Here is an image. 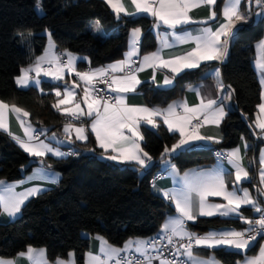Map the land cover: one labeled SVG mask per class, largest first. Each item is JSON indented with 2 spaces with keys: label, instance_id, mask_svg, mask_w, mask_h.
<instances>
[{
  "label": "trees",
  "instance_id": "trees-1",
  "mask_svg": "<svg viewBox=\"0 0 264 264\" xmlns=\"http://www.w3.org/2000/svg\"><path fill=\"white\" fill-rule=\"evenodd\" d=\"M38 1L0 0V99L26 110L37 127L60 131L66 123L65 114L52 105L58 99L55 90L62 89L64 81L44 79L39 88L33 85L21 88L16 84L20 69L43 53L48 41L46 31L51 32L58 50L87 57L78 62V69L103 66L121 58L134 28L143 30L142 52L154 50L157 41L150 16L121 15L117 19L105 0H41L42 14L36 10ZM249 7L260 9L243 3L242 12H251ZM94 20L96 24L99 22L96 32L90 27ZM239 27L241 30L232 39L228 56L221 64L211 61L202 63L198 69L185 70L174 77L175 82L170 87H158L151 82H143L138 87L149 105L163 106L182 97L188 86L198 83L210 69L220 65L233 96L222 123L223 139L219 143L193 144L165 156V147L171 148L179 140V134L169 131L163 123L155 129L143 126L142 146L152 157L151 165L143 169L134 163L121 164L103 157V151L88 132L87 142L72 144L71 150L78 154L43 158L44 166L59 172L60 181L28 200L14 219L0 220V257L13 258L29 246L45 247L52 261L73 252L75 263L84 264L92 235L103 236L117 246H123L130 239L148 240L160 235L163 221L174 212V207L153 191L150 179L158 170L163 171L161 165L166 158L181 171L208 167L219 158L214 155L215 148L231 149L245 139L249 143L247 155L254 175L262 144L250 125L259 110L262 90L254 67L255 44L264 37V23L251 15V19ZM39 159L0 130V179L22 180L40 164ZM253 182L254 179L245 181L243 185L250 186L258 200H262ZM241 212L249 219L258 215L246 207H242ZM188 226L197 234L246 227L236 217L220 216L199 217ZM259 243L258 240L247 253H255ZM209 251L223 264H239L245 256L243 252L225 247Z\"/></svg>",
  "mask_w": 264,
  "mask_h": 264
},
{
  "label": "snow or ice",
  "instance_id": "snow-or-ice-1",
  "mask_svg": "<svg viewBox=\"0 0 264 264\" xmlns=\"http://www.w3.org/2000/svg\"><path fill=\"white\" fill-rule=\"evenodd\" d=\"M242 2L246 6H251L253 3L258 6L261 12L256 13V15L261 18V23H264V0H226L221 8L222 22H218L215 28L205 26L192 30L186 29L184 26L191 24L208 25L210 20H217V12L214 10L217 0H128L132 6V11L128 10L124 0H105L117 19L122 13L125 16L146 14L153 17V26L156 29L163 25L172 30L170 33L165 32L163 34L162 48L144 55L137 64L133 57L139 56V41L142 32L140 28H134L130 33L129 51L125 54V59L105 67L78 71L76 68L78 58L73 53L66 51L64 55L67 59L62 60L61 56L54 53L56 46L50 40L48 49L43 55L36 57L27 67L20 69L21 74L16 77V83L22 88H27L30 85L39 88L41 76L63 81L65 72H69L79 77L85 85L82 90V103L87 106L86 109L82 108L79 102L72 107H62L74 99V87H79L75 82L73 87H65L64 98L62 99H60L61 91L55 90V96L58 99L52 107L71 117V120L79 121L83 117H91L90 131L94 135L98 147L103 150L102 156L110 161L121 164L134 163L147 168L149 166L148 161L152 157L140 145V141L144 139L140 133V125L143 122L153 128L159 127L156 117H161L162 123L167 126L168 130L178 132L180 136V139L171 148L165 147V156L177 150L192 147L194 141L219 143L220 141L213 136L201 135L200 129L207 124L219 126L227 115L225 101L232 99L231 91L219 99L209 98L205 101L201 97L199 104L192 107L188 106L186 101H180L173 102L163 109L160 107L129 106L126 103V97L121 94L136 91V86L141 83L137 74L144 71L146 67L167 68L173 74H180L185 70L200 68L203 62L218 61L222 63L228 56L232 39L241 30L238 25L242 27L249 18L240 11ZM201 6H209L213 10L210 11L207 19L194 20L190 13ZM40 11L42 10L37 6V12ZM177 29H180L179 33ZM48 35L51 37V33ZM169 35L174 37L176 43H192L194 46L182 55H173L169 59H164L162 49L173 46L168 40ZM257 48L261 52V57L256 61V65L264 74V40L258 43ZM117 73L124 74L117 75ZM212 75L216 79L217 91L224 92L226 86L219 79V70L217 69ZM155 79V74H153L152 80L155 81ZM97 82L106 87L97 88ZM172 82L173 80L167 76L163 80L164 85H170ZM260 83L264 86V75H262ZM227 87L230 89V86ZM189 90L196 91V94L199 95L197 89L190 87ZM109 91L117 95L110 99L107 95ZM102 92L105 95H100ZM261 101L258 105L259 113L255 119V127L260 129L261 135L264 136V92L261 94ZM178 108L182 109V113L177 111ZM9 113L14 114L15 119L23 128L24 138L13 135V139L25 152L40 158L38 162L41 165L44 164L43 158L49 154L55 157L78 154L76 150L68 153L62 152L58 147H53L51 143L41 140L40 136L46 134L44 129L37 130L31 126V123H27L25 126L24 117L30 115L27 111L14 103L10 105L0 101V129L8 132L9 135H12L8 126ZM88 130L83 123L77 127L70 121L63 126L65 139L58 140L56 134L53 133L51 140L59 144H72L74 143L72 139L74 132L75 140L87 142L89 137L86 133ZM109 150L111 154H109ZM89 151L95 152V149H89ZM224 155L222 152L217 153V156ZM226 158L235 170V190H228L224 170L221 169L196 175L185 172L182 177L184 184L182 189L162 192L165 198L174 203L179 216L170 218L164 223L162 236L159 237V240H166L168 245L175 246V252L172 253L173 257L184 255L193 261V264H219L214 258L204 260L196 257L193 252L194 247H206L208 249L228 247L237 252H242L249 250L259 238L258 255L246 258L244 264H264V207H261L259 202L253 199L247 189L235 188V185L241 180L250 178L249 172L241 164V150L239 148L233 149L226 154ZM260 163L264 166V154L261 156ZM49 168L50 166H46L38 169L39 175L36 178L50 180L54 184L57 182V174L49 172ZM259 178L261 184H264V167L259 172ZM31 179L33 177H29V180ZM0 185H4L3 194H0V210L8 217H16L30 197L47 190L41 187H32L23 192H16L14 186L7 185L3 180H0ZM153 187L155 189V185ZM258 192L264 196V189H258ZM209 197H222L226 203H210ZM242 207L259 214L258 218L244 217L241 212ZM216 215L221 217L235 216L247 227L240 230L210 231L202 236L187 230V221H194L197 216L212 217ZM96 239L100 243V254L89 252L88 264H151L153 259H159L160 264H181L178 259L167 260L161 259L160 256H149V247L153 251H157L158 241L153 238L130 240L123 247H115L103 237H96ZM133 245H135L134 251L144 258L143 261L121 255L124 252H131ZM37 254L42 258L41 261L36 260ZM68 255L67 261L57 259L55 264H75L74 253ZM19 257L27 258L32 264H47L44 249L37 250L29 246L26 251L19 253ZM0 264H16V261L0 259Z\"/></svg>",
  "mask_w": 264,
  "mask_h": 264
},
{
  "label": "crops",
  "instance_id": "crops-1",
  "mask_svg": "<svg viewBox=\"0 0 264 264\" xmlns=\"http://www.w3.org/2000/svg\"><path fill=\"white\" fill-rule=\"evenodd\" d=\"M124 2L126 4V6L128 7V10L129 11H132L133 10L132 9V6L128 3V0H124ZM224 2H226V0H222L221 2L219 0H217V4L215 5V8H214V10L217 12V20L216 21H211L210 20L208 22V25L191 24V25H186L184 27L186 29H190V30L197 29V28H202V27H205V26H211V27L215 28L216 27V24L218 22H222V19L223 18L221 16V8H222ZM242 5H243V2L240 5V11H241L242 14H245L248 17L250 16L248 19H251V15H254L255 19L260 18V17H258L256 15V13L261 12L260 9H256V8L252 9V7H249V9L251 8V12L248 13L246 11L244 13V12H242V9H241L242 8ZM211 10H213V9H211L209 6H201V7L197 8V9H194L190 13V15L193 17L194 20H205V19H207L209 17V14H210V11ZM121 15H124V14L122 13ZM141 15H146V14H141ZM135 16H138V15H135ZM151 18L153 19V17H151ZM153 25H154V19H153V24H152V30L154 32V35H155V38H156V41H157V46H156V48L154 50H151V51H148V52H142V50H141V44H142V40H143V30L140 27H137V28H140L141 29V32H142V35H141L140 41H139V56L138 57H133V60H136L137 59V61H136L137 64L140 62V60L142 59V57L144 55H147V54H149L151 52H155L157 50H160L162 48L161 41H162L163 34L165 32H169L170 33L172 31L170 29H167L163 25L159 29H156ZM239 26L240 25H238V27ZM131 31H130V33H131ZM177 32L179 33L180 32V29H177ZM194 34H195V32H194ZM130 39L131 38H130V34H129V37H128V40H127V48H126V50H125V52H124V54L122 55L121 58H118V59H116V60H114L112 62H109V63H107V64H105L103 66H99V67H105L107 65L114 64L117 61H120V60L125 59V54L129 51ZM168 40H169V42L173 46L171 48H163L162 49V56H163L164 59H169L173 55H182V54H184L185 51H187L188 49H190L191 47L194 46L192 43H186V44L176 43L174 37H172L171 35L168 36ZM261 40H264V38H262ZM54 43H55V41H54ZM48 45H49V40L47 41V45H46L43 53L40 54L39 56H41V55H43L45 53V51L48 49ZM55 46H56V43H55ZM255 50H256V56H255V60H254V67H255V70L257 71L258 78H259V81H260L261 78H262V75H264V74L261 73L260 69L256 65V61L258 59H260V57H261V52L257 48V45L256 44H255ZM58 51L59 50L57 49V46H56L55 49H54V53L56 55H58ZM74 55L78 58L77 61H76V68H77L78 71H89L91 69L99 68V67H95V68L86 67L85 69H78V66H77L78 65V62L81 61V60H87V57L86 56H83V55H77V54H74ZM216 62H218V61H216ZM203 63H205V62H203ZM218 63L221 64V62H218ZM134 67H135V65H134ZM217 69L219 70V79H220V81L226 86L224 92H218L217 91V88H216V79L212 75ZM123 74L124 73H117V75H123ZM153 74H155V77H156L155 81L152 80ZM176 75H178V74L171 73V71L169 69H167V68H159V67H156V68H148V67H146L144 69V71L139 72L137 74V77L141 81V83H143V82H151L155 86L165 88V87H170V86H172L174 84L175 79L173 77H175ZM166 76L169 79H172L173 80L172 84H170V85H164L163 84V80H164V78ZM44 79L45 80L55 81L56 82V80H53L50 77H44V76H41L40 77L41 82ZM63 81H64L63 88L62 89H59L61 91V93L64 91V89H65L66 86L73 87L74 86V82H75V84L79 85V87H74L75 97L71 101V103L66 104V105H63L62 107H65V106L72 107L75 103H78L79 102V103H81V107L84 108V109H86L87 106L82 103V99H83V91L82 90L85 87L84 83L82 81H80L79 77H77L74 73H69V72H65V74H64V80ZM140 84H138L136 86V91L135 92L122 93L121 94V95H124L126 97V103L129 106L160 107V108L163 109V108H167V106L169 104H172L173 102L186 101L187 104H188V106L192 107V106H195V105L199 104L201 97H203L205 99V101H206L209 98L219 99V98H221L224 94H226L229 91H231V94H233L232 93V90L227 87V84L225 83V81L223 79L220 65H218V66L210 69L207 72L206 77L204 79H202L201 81H199L198 83L188 86L187 90L185 91V93H184V95L182 97L173 99L171 102H169V103H167L166 105H163V106H153V105H149L146 102V100H145L144 94L141 91H139V89H138V87L140 86ZM40 85H41V83H40ZM40 85H39V87H40ZM33 86H35V85H33ZM190 87L197 89L199 91V95L196 94V91L189 90ZM261 87H262V90H261V94H262V92H264V86L261 85ZM0 101H3V100L0 99ZM5 103H7V102H5ZM225 105H226L225 111L227 112L228 109L232 105V99L230 101H225ZM177 111L182 113V109H179L178 108ZM258 113H259V110H258L257 114ZM257 114H256V116H257ZM256 116L250 122V125L253 128V130L255 131L257 137L259 138V140L262 141V144L260 145V147L258 149L257 159H256L257 166L255 168V174L254 175H252V173L250 171V162H249V158H248V155H247V150L249 148V143L245 139H242L236 147L231 148V149L223 150V153L225 155L222 156V157L217 158V160L213 164H211L210 166H208V167H203V168L193 167V168H188V169H186L184 171H181L177 167V165L173 161H171L170 158H166L162 162V165H161V169L164 171V174L154 184L155 185V189H154V187L152 185L153 191L155 193L160 194L161 196H163L162 195V192L163 191H172V190L182 189L184 187L182 177H183V175H184L185 172L190 173V175H196V174H199V173H208L209 171L215 172V171H219L221 169L224 170L225 182L228 185V190L229 191H233V190H235L234 189V181H235L234 171L235 170L232 168V165L227 160L226 154L228 152L232 151L233 149L239 148L241 150V156H242L241 164L249 172V177L250 178L249 179H243V180H241L238 184L235 185V188H237V189H247L251 193L253 199L257 200L259 202V204L261 205V207H264V196H261L263 201L262 200H258V198L256 196L257 194H255L253 192V190L251 189V187L248 186V185L247 186L246 185H243V182H245V181H251L252 182L253 179H254V182L252 183L253 187L256 188L257 191H258V189H264V184H261L260 178H259V172H260L261 168L264 167L260 163L261 156H262V154H264V136L261 135V130L255 127V119H256ZM82 119H83V122H74L73 124L78 127V126H81V124L83 123V125L87 129H89L87 131V133H86L88 135V132L91 133V131H90V124H91V119L92 118L91 117H83ZM155 119H156L157 124L162 123V118L161 117H156ZM201 119H203V117H201ZM24 120L26 122V125L25 126H27V123H31V126L33 128H35V129H37V130L44 129L46 134L45 135H41L40 136V139L41 140H44L45 142L51 143V145L53 147H58L60 149V151L67 153V149L74 148V147H72V144L73 143L72 144H66V143L65 144H59V143H56L55 141H52L51 140V137H52V134L53 133L56 134V137H57L58 140H64L65 139V134L63 132V126L64 125L62 126V130H60V131H53V130H50V129L45 128L43 126L37 127L29 119V116L28 117H24ZM84 120H85V122H84ZM223 120L221 121V123L219 124V126L213 125V124L204 125L200 129L201 135L213 136V137L217 138L219 141H221L223 139V129H222ZM64 124H66V123H64ZM8 126H9V132H11L12 135H9L8 132H5L2 129H0V130L3 131V132H5V133H7L12 139H13V135L20 136L21 138H24V136H23V128L20 126L19 122L15 119V116L12 113H9V115H8ZM143 126H147V127L153 128L152 126L145 125L143 122H141V125H140V133H141L142 136H143V132H142ZM153 129H155V128H153ZM176 133H178V132H176ZM126 134H127V132H126ZM93 137H94V135H93ZM72 139H73L74 143L81 142V141L75 140V133L74 132L72 134ZM94 139H95V137H94ZM179 139H180V136H179ZM142 141L143 140L140 141V145L143 148ZM213 142L214 141H198V142L194 141V142H192V144H203V143H206L207 144V143H213ZM96 145H97V142H96ZM245 145H247V147H245ZM97 147H98V145H97ZM109 154H111L110 150H109ZM48 156H51V157H54V158H63V157H55V156H52L51 154H49ZM151 163H152V159L150 161H148V165L150 166ZM173 166H174V169L175 170L173 169ZM41 167H46V166L41 165V164H39L38 166H35L33 168V170L31 172H29L25 176V178H23L22 180H19V181L11 182V181H8V180H5V179H0V180L5 181V183L7 185L14 186V189H15L16 192H23L26 189L32 188V187H41V188H44V189H50V188H53V187L57 186L58 183H59V181H60V174H59L58 171H56L54 169L49 168V172L56 173L57 174V182L56 183L53 184V183L50 182V180H39V179L36 178L39 175V173L37 172V170L40 169ZM139 167H141V166H139ZM141 168L144 169L145 167H141ZM177 172L179 173L178 175H177ZM229 173H231V174H229ZM29 177H33V179L29 180ZM21 182H23V183H21ZM3 188H4V185H0V194H3ZM238 194H240V193H238ZM33 197H35V196H33ZM33 197H30L28 200H30ZM165 199L168 202H170L167 198H165ZM209 202L210 203H226V201H224L222 197H209ZM170 203L174 207V212L172 214L168 215L165 218V220L163 221L162 226L170 218H175V217H178L179 216V213L175 209L174 203H172V202H170ZM24 205L22 206V208L24 207ZM21 211H22V209H21ZM254 214H256V213H254ZM216 216H219V215H216ZM199 217H206V216H197V218H199ZM230 217H235V216H230ZM14 218L15 217H8L6 214H3L2 213V210H0V220L2 222H8V221H10V220H12ZM189 222H191V221H187L186 222V224H187V230L189 232L194 233L189 228V226H188V223ZM162 226L160 228L159 234H162ZM246 227H247V225H246ZM228 229L240 230L242 228H233V227H230V228L214 229V230H210V231H222V230H228ZM210 231H208V232H210ZM208 232H205V233H202V234H197V233H195V234L202 236V235L207 234ZM96 237H103V236H100V235H92L90 237L91 238L90 239V246H89V249L87 250V252L85 253L84 264H88V253L89 252H91L93 254H100V243L96 239ZM104 239L107 241L106 238H104ZM130 240H132V241H136V240H147V238H134V239H130ZM130 240H128V241H130ZM258 240H259V238H258ZM108 243L111 244L110 242H108ZM111 245H113L115 247H123V246H117V245H114V244H111ZM33 248H35L37 250L44 249L45 250V258L47 260V264H55V262H56L57 259L54 260V261L50 260L48 258L47 249L45 247H33ZM134 248H135V245H133V250L131 252H134L136 254H139V253H137V252L134 251ZM217 248H219V247H217ZM225 248H228V247H225ZM229 249H231V248H229ZM209 250L210 249H208L206 247H194L193 252H194V255L196 257L200 258V259L207 260V259L214 258L216 261L219 262V264H223V262L219 258H217ZM150 251H151V248L149 247L148 254L150 253ZM247 251H242L243 253H245V256L239 261V264H244L245 259L248 258V257H252V256L258 255V253H259V246H258V248H257V250H256L255 253H247ZM71 253H73V252H71ZM128 253L129 252H124V253H121V254H128ZM74 256H75V254H74ZM185 258H186L188 264H193V261H190L186 256H185ZM0 259H4V258H1L0 257ZM41 259L42 258L39 257V255L37 254L36 260L37 261H41ZM58 259L67 261L69 259V255L67 257L58 258ZM4 260H14V261H16V264H32V262H30L29 260H27V258H21V257H19V254L17 256L13 257V258L4 259ZM151 264H160V260L159 259H153L152 262H151Z\"/></svg>",
  "mask_w": 264,
  "mask_h": 264
},
{
  "label": "built area",
  "instance_id": "built-area-1",
  "mask_svg": "<svg viewBox=\"0 0 264 264\" xmlns=\"http://www.w3.org/2000/svg\"><path fill=\"white\" fill-rule=\"evenodd\" d=\"M252 6L258 7V6H256L254 3L252 4ZM258 8H259V7H258ZM65 52H66L65 50H59V51H58V55L61 56V59H62V60L67 59V57L64 55ZM135 61H137V59H136ZM45 67H47V65H45ZM96 87H97V88H101V89H103V88H105L106 86L97 82V83H96ZM100 95H105V93L102 92V93H100ZM107 95H108L109 98L111 99L112 97H114V96L117 95V94L109 91V92L107 93ZM64 121H65L66 123H68V122H70V121H71L72 123H74V122H83V119H82V120H79V121L71 120V117L65 115V120H64ZM193 123H196V121H193ZM68 152H72V150H71V149H68V150H67V153H68ZM221 152L223 153L222 149H220V148H215V150H214V155H215L216 157H222V156H217V153H221ZM163 174H164L163 171L158 170V171H157V172L151 177V179H150V183H151V185H154V184L156 183V181H157L160 177L163 176ZM258 216H259V214L256 215V216H254V217H252V219H254V218H258ZM161 236H162V234H160V235H155V236L151 237V238L156 239V240L158 241V242H157V251H153V250L151 249V251H150V253H149L148 255H149V256H152V257L160 256L162 259H167V260L178 259V260L181 262V264H188V263H187V260H186V258H185L184 255H178V256H176V257H173L172 253L175 252V246H174V245H168L166 240L160 241V240H159V237H161ZM121 255H122V256H125V257H134V258H136V259H138V260H141V261L144 260V258H143L142 256H140V254H134V253H132V252L129 253V254H121Z\"/></svg>",
  "mask_w": 264,
  "mask_h": 264
},
{
  "label": "rangeland",
  "instance_id": "rangeland-1",
  "mask_svg": "<svg viewBox=\"0 0 264 264\" xmlns=\"http://www.w3.org/2000/svg\"><path fill=\"white\" fill-rule=\"evenodd\" d=\"M37 6H39V8L42 10V4H41V0H39L38 1V3H37V5H36V10H37ZM39 14H42L43 13V10L42 11H40V12H38ZM259 19V18H258ZM257 19V20H258ZM91 29L94 31V32H96L97 31V24H96V21L94 20V21H92L91 22ZM46 34H47V36H48V40H49V42H50V40L52 41V42H54V40H53V37H52V35H51V37H49V33H51L50 31H46L45 32ZM264 38V37H263ZM260 41H258L257 43H256V45H258V43H259ZM69 87V86H68ZM22 88V87H21ZM65 90V89H64ZM63 93H64V91L62 92V97L60 98V99H62V98H64V96H63ZM71 103V102H70ZM69 104V103H68ZM65 107H68V106H65Z\"/></svg>",
  "mask_w": 264,
  "mask_h": 264
}]
</instances>
